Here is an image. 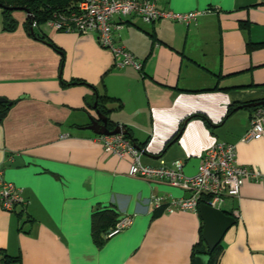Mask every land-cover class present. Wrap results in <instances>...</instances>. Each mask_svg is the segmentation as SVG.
Masks as SVG:
<instances>
[{"label": "crops", "instance_id": "obj_1", "mask_svg": "<svg viewBox=\"0 0 264 264\" xmlns=\"http://www.w3.org/2000/svg\"><path fill=\"white\" fill-rule=\"evenodd\" d=\"M155 2L161 10L207 12L188 25L116 18L121 27L114 39L142 62L141 70L114 67L93 34L34 27L63 50L60 68V54L25 31L24 11L13 12L15 31L4 32L0 9V97L16 100L0 122V182L21 190L28 217L22 223L0 206V248L20 256V264H193L200 215L169 209L188 193L166 181L130 176V158L106 152L87 128L93 103L104 93L117 99L106 103L108 118L143 145L145 165L170 167L182 160L194 175L206 148L235 145L236 163L262 178L244 179L239 195L225 199L222 209L236 211L237 220L223 236L219 263L264 264V134L242 141L251 111L234 110L264 99V45L246 50L247 41L264 43V0ZM239 22L248 25L243 29ZM75 78L94 89L61 86V79ZM194 113L205 114L212 126L188 118ZM154 198H162L160 205ZM107 206L131 223L97 246L91 217Z\"/></svg>", "mask_w": 264, "mask_h": 264}, {"label": "built area", "instance_id": "obj_2", "mask_svg": "<svg viewBox=\"0 0 264 264\" xmlns=\"http://www.w3.org/2000/svg\"><path fill=\"white\" fill-rule=\"evenodd\" d=\"M207 12H175L161 10L155 0H78L75 8L66 14L59 13L45 24L55 30L74 32L80 35L93 34L98 45L108 50L116 68L131 66L142 69V62L129 50L117 43L114 31L121 27L116 18L136 16L144 23L168 20L188 25L196 16ZM34 26V23L32 24ZM264 134V107H258L250 114V124L242 141L258 139ZM103 149L119 157L128 156L131 160L128 174L147 180L166 181L170 185L184 189L188 196L172 200L170 210L182 209L198 212V205L203 203L213 208L222 209L226 198L239 195L244 179L258 180L262 175L258 170L236 163L235 145L216 142L206 148L199 157L197 171L192 176L183 173L184 162L175 160L168 167L145 165L141 161L143 150L124 137V134L98 135ZM162 198H154L152 203L160 205ZM26 201L21 190L11 182H0V206L6 211H14L16 206H25ZM233 215L237 218V212ZM131 223L130 216H124L104 234L109 238Z\"/></svg>", "mask_w": 264, "mask_h": 264}, {"label": "trees", "instance_id": "obj_3", "mask_svg": "<svg viewBox=\"0 0 264 264\" xmlns=\"http://www.w3.org/2000/svg\"><path fill=\"white\" fill-rule=\"evenodd\" d=\"M78 0H0V9L2 12V31L4 32H13L17 28L18 22L13 16V12L15 11H24L27 10L31 15L27 16L24 22V29L28 33L29 36L38 39V40H45V42L50 45L53 49H55L61 56L60 59V68L62 67L63 60H64V53L61 48L56 46L53 42H51L49 39L40 36L38 33L35 32L34 27H41V25H45V23L51 19H53L56 15L59 13H69L71 12L75 6ZM34 23V26L32 24ZM247 22H239L240 28H246ZM150 37L152 39H155L153 33H149ZM264 45V43H253L250 41L246 42V50L252 51L254 49L261 48ZM74 85H88L91 88L94 89V87L90 84H88L83 79H72L70 81H64L61 79V86L62 87H68V86H74ZM221 89V90H228V88H218L215 86L212 88V90ZM4 102H0V122L3 120L5 115L7 114V111L9 108L16 102V100H9L7 98H4ZM112 100H117L112 97H109L106 93L103 95L97 96V104L96 108H98L104 115L107 116L110 112V109L107 108L106 103ZM250 103V102H248ZM258 107H264V106H255V107H243L247 108L251 111V113L257 109ZM233 107H231L227 114L225 115V118L230 116L233 112ZM250 113V114H251ZM188 118H200L202 119L207 126H212V123L208 119V117L203 113H194L190 115ZM109 127L112 129L115 125L113 122L108 118ZM184 124V122H183ZM114 125V126H113ZM183 125L180 126L177 134L166 143V146L169 145L171 141L176 139L178 135L180 134L182 130ZM126 129V128H125ZM127 133L124 134V137L128 140H130L131 143L136 145L138 148L142 149V144H138L133 139V136L129 129H126ZM165 146V147H166ZM144 152V151H143ZM164 209L165 206H159L155 210L153 216H156L158 211L160 209ZM226 214L231 215L234 217L233 213L231 211H225ZM16 217L19 220H22V223L26 222L28 220V217L24 216V209L21 206H16L14 211ZM118 214L114 208V206H107V207H98L95 209L94 213L91 217V236L93 239V242L97 246H101L104 241L107 239L104 237V234L108 231L109 228L113 227L115 223L117 222ZM237 220V218H235ZM24 220V221H23ZM202 220H201V230H200V237L199 241L194 245L193 251H192V259L194 264L195 256L198 254H208L209 255V261L208 264H220V256L223 251V245L222 240L219 244L216 245V247L209 252L203 239H202ZM21 258L20 256H12L8 254L4 249L0 248V264H20Z\"/></svg>", "mask_w": 264, "mask_h": 264}, {"label": "water", "instance_id": "obj_4", "mask_svg": "<svg viewBox=\"0 0 264 264\" xmlns=\"http://www.w3.org/2000/svg\"><path fill=\"white\" fill-rule=\"evenodd\" d=\"M27 16L31 14L24 10ZM5 99L0 97V102H4ZM97 99L93 103V109L95 111V117H91L90 123L87 128L96 135H114V134H126L127 130L122 125H115L112 129L109 127L108 118L104 115L98 108H96ZM255 106H264V99L253 101L250 103H245L237 106L234 110L243 108V107H255ZM197 167L199 164V158L195 160ZM188 166L183 168V171L188 175L192 176V173L188 172ZM198 213L202 220V239L208 249L211 252L217 244L223 239V236L227 230L236 223L235 217L226 214L223 210L213 208L206 204L198 205ZM209 255L208 254H198L195 256L194 264H208Z\"/></svg>", "mask_w": 264, "mask_h": 264}, {"label": "rangeland", "instance_id": "obj_5", "mask_svg": "<svg viewBox=\"0 0 264 264\" xmlns=\"http://www.w3.org/2000/svg\"><path fill=\"white\" fill-rule=\"evenodd\" d=\"M38 28H44L45 29V25H41V27H38ZM221 207L224 209L225 208V204L223 203Z\"/></svg>", "mask_w": 264, "mask_h": 264}]
</instances>
